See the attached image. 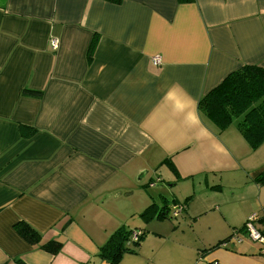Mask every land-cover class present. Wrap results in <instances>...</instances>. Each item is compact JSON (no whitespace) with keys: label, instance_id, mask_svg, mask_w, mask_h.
Returning <instances> with one entry per match:
<instances>
[{"label":"crops","instance_id":"crops-1","mask_svg":"<svg viewBox=\"0 0 264 264\" xmlns=\"http://www.w3.org/2000/svg\"><path fill=\"white\" fill-rule=\"evenodd\" d=\"M246 64L264 0H0V264H107L119 228L144 232L119 264H264L246 236L205 251L264 207V143L198 109Z\"/></svg>","mask_w":264,"mask_h":264},{"label":"trees","instance_id":"trees-1","mask_svg":"<svg viewBox=\"0 0 264 264\" xmlns=\"http://www.w3.org/2000/svg\"><path fill=\"white\" fill-rule=\"evenodd\" d=\"M198 109L218 131L226 129L237 120L238 132L250 148L256 150L264 143V67L246 64L230 72L198 100ZM256 180L260 183L264 181V171L256 175ZM152 208L153 205H150L145 211ZM157 217H165L163 211L160 210ZM17 230L29 244L38 245L51 254H56L61 248L56 241L41 243L40 235L25 224L19 225ZM131 233L125 228L115 230L99 248L98 256L106 260L107 264H119L126 252L135 253L136 249L132 250L127 245ZM231 234L205 251L222 246ZM143 236L144 232L139 233L138 240L134 242L137 247Z\"/></svg>","mask_w":264,"mask_h":264},{"label":"built area","instance_id":"built-area-1","mask_svg":"<svg viewBox=\"0 0 264 264\" xmlns=\"http://www.w3.org/2000/svg\"><path fill=\"white\" fill-rule=\"evenodd\" d=\"M52 48H57V41H51ZM153 61L156 63L160 62V58L155 56ZM184 206L181 204L175 205L171 210L172 216H177L182 210ZM246 236L253 242H257L264 248V207L260 209L259 212H253L249 214L242 226L241 230L235 229L232 231L231 236L227 241H225L222 246H226L228 242L240 243L242 241V237ZM139 237L138 232H132L128 244H130V240L133 242L137 241ZM211 264H218L217 262H213Z\"/></svg>","mask_w":264,"mask_h":264},{"label":"rangeland","instance_id":"rangeland-1","mask_svg":"<svg viewBox=\"0 0 264 264\" xmlns=\"http://www.w3.org/2000/svg\"><path fill=\"white\" fill-rule=\"evenodd\" d=\"M178 215L180 216V213H179ZM178 215H177V216H178ZM177 216H172V217L175 219ZM179 216H178V217H179ZM183 217H185V215H183ZM183 217H182V218H183ZM185 218H186V217H185ZM179 219H181V216H180ZM181 221H182V220H181ZM166 222H168V220H167ZM179 222H180V221H179ZM190 222H191V220H190ZM180 223H181V222H180ZM160 225L164 227V228H161V229H164L163 231H166L165 228H167V227H166V226H167V223H160V224H157V228H158V226L160 227ZM185 227H191V223H186V224H185ZM185 227H184V228H185ZM159 229H160V228H159ZM179 230H181V231H180V233H181V232H182V229H179ZM185 230H186V231H185V234H186V233L188 232V229L185 228ZM246 238H247V237L244 238L245 241H246ZM247 239H248V238H247ZM248 242H249V241H248ZM250 242H251L254 246H256L257 248H259V249L261 248V247L258 245V243L253 242V241H250ZM127 245H128V247H129L130 249H132V250H133V249H136V247H137V246L134 244V242H133L132 240H130V244L127 243ZM260 251H261L262 253H264V248H261ZM126 253H128V252H126Z\"/></svg>","mask_w":264,"mask_h":264}]
</instances>
